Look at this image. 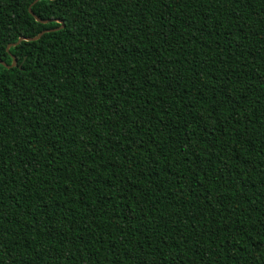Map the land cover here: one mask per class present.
Wrapping results in <instances>:
<instances>
[{
	"label": "trees",
	"instance_id": "1",
	"mask_svg": "<svg viewBox=\"0 0 264 264\" xmlns=\"http://www.w3.org/2000/svg\"><path fill=\"white\" fill-rule=\"evenodd\" d=\"M34 1L0 0V264H264V0Z\"/></svg>",
	"mask_w": 264,
	"mask_h": 264
},
{
	"label": "water",
	"instance_id": "2",
	"mask_svg": "<svg viewBox=\"0 0 264 264\" xmlns=\"http://www.w3.org/2000/svg\"><path fill=\"white\" fill-rule=\"evenodd\" d=\"M39 0H35L32 4H31V6L29 7V11H30V13L38 20V21H41V22H48L49 20H42L41 18H39L34 12H33V10H32V5L33 4H35L36 2H38ZM61 23H62V25H61V27H64V23H63V21L62 20H59ZM61 27H59V28H61ZM50 30H55V29H46V30H43L42 32H40L38 35H36V36H33V37H25V36H22V37H20L19 38V40L16 42V43H13V44H10L9 46H8V49L10 48V46L11 45H16V44H18V43H20L22 40H27V41H32V40H38L45 32H48V31H50ZM0 62L2 63V64H4V65H6V66H8V67H12V66H16L17 65V58L16 57H13V62H12V64L11 65H7L3 60H1L0 59Z\"/></svg>",
	"mask_w": 264,
	"mask_h": 264
}]
</instances>
